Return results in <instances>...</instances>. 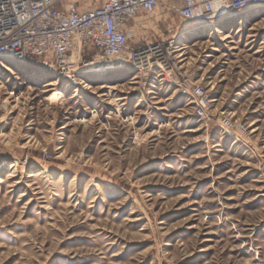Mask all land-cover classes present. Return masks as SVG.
I'll return each mask as SVG.
<instances>
[{
  "label": "rangeland",
  "instance_id": "374dc122",
  "mask_svg": "<svg viewBox=\"0 0 264 264\" xmlns=\"http://www.w3.org/2000/svg\"><path fill=\"white\" fill-rule=\"evenodd\" d=\"M233 21L182 47L207 27L167 15L149 37L177 45L168 76L1 60L0 264H264V7ZM111 72L128 76L94 77ZM183 77L213 97L205 119Z\"/></svg>",
  "mask_w": 264,
  "mask_h": 264
},
{
  "label": "built area",
  "instance_id": "2783aa9c",
  "mask_svg": "<svg viewBox=\"0 0 264 264\" xmlns=\"http://www.w3.org/2000/svg\"><path fill=\"white\" fill-rule=\"evenodd\" d=\"M254 7H264V0H0V63L6 58L39 62L71 80L91 70L118 68L122 56L138 72L155 69L168 76L178 49L175 41L132 42L128 21L142 15L151 23L157 15L166 19L174 12L197 29ZM176 81L192 114L205 119L214 102L205 86L188 77ZM220 123L223 130L244 129L227 117Z\"/></svg>",
  "mask_w": 264,
  "mask_h": 264
},
{
  "label": "bare ground",
  "instance_id": "6f19581e",
  "mask_svg": "<svg viewBox=\"0 0 264 264\" xmlns=\"http://www.w3.org/2000/svg\"><path fill=\"white\" fill-rule=\"evenodd\" d=\"M240 14V13H239ZM238 14V15H239ZM259 14V12L258 11H256L254 14H252V15H246L245 17H241L242 19H241V21H238V22H245V20L247 19V18H251V17H253V16H255V15H258ZM251 16V17H250ZM240 17V16H239ZM235 22V21H234ZM232 23V24H230V26H228L227 27V29L226 30H222V26H218L217 24H213L212 26H209V27H207L205 30H200V31H196V32H192V33H190L189 35H187V36H185L184 38H182V39H180L178 42H177V44H178V46H182V47H184L185 46V42H187V41H189V40H191L192 38H195V37H205V36H207V35H210V34H220L221 36H222V38H221V40H226V39H228V38H230V36H231V34L229 33V32H231L234 28H235V26H234V24L235 23ZM240 23H238V24H240ZM242 24V23H241ZM198 29V28H197ZM200 29V28H199ZM224 34H226V35H224ZM119 59H121V58H118L117 59V61L118 62H120V60ZM13 60H16V59H14L13 58ZM95 62H97V63H99L100 61L99 60H97V61H95ZM123 63H124V59H123V61H122ZM126 62V61H125ZM0 65H2V64H0ZM125 65H121L120 67H124ZM111 69H114V68H116V67H110ZM0 69H2V71L4 70H9V67L7 66V65H2V68H0ZM98 74V73H97ZM95 75L94 77L98 80V81H102V80H112L113 82H115V81H123V80H125L126 79V77L128 76L127 75V73H114V72H111V73H108V74H100V75ZM101 75H103V76H101ZM46 76V75H45ZM83 79H81V81H82ZM77 83V82H76ZM86 85V84H85ZM87 88H89V87H87ZM226 132V131H225Z\"/></svg>",
  "mask_w": 264,
  "mask_h": 264
},
{
  "label": "crops",
  "instance_id": "0c3cea01",
  "mask_svg": "<svg viewBox=\"0 0 264 264\" xmlns=\"http://www.w3.org/2000/svg\"><path fill=\"white\" fill-rule=\"evenodd\" d=\"M230 18H232V17H228L226 19H223L222 21H226ZM165 20L166 19H162L160 15H157V16H155L154 20L151 23H149V22L145 21L144 16L140 15L137 17L136 20L128 21L127 22V27H128L127 31H128L129 39L132 42H139V43H142V39L151 40L152 38L149 37L150 32L153 31L154 29H158V26L162 24L161 22L165 21ZM227 26L228 25L223 26V28L225 27V29H226ZM165 29H167V28H165ZM159 38L162 39V37H159Z\"/></svg>",
  "mask_w": 264,
  "mask_h": 264
},
{
  "label": "water",
  "instance_id": "95a60500",
  "mask_svg": "<svg viewBox=\"0 0 264 264\" xmlns=\"http://www.w3.org/2000/svg\"><path fill=\"white\" fill-rule=\"evenodd\" d=\"M203 27H206V25L204 24L203 26L202 25L201 26H197L196 28H203Z\"/></svg>",
  "mask_w": 264,
  "mask_h": 264
}]
</instances>
